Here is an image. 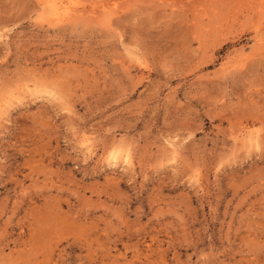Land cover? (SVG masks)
Returning a JSON list of instances; mask_svg holds the SVG:
<instances>
[{"label":"rangeland","instance_id":"rangeland-1","mask_svg":"<svg viewBox=\"0 0 264 264\" xmlns=\"http://www.w3.org/2000/svg\"><path fill=\"white\" fill-rule=\"evenodd\" d=\"M72 1L0 0V264H264V0Z\"/></svg>","mask_w":264,"mask_h":264},{"label":"bare ground","instance_id":"bare-ground-1","mask_svg":"<svg viewBox=\"0 0 264 264\" xmlns=\"http://www.w3.org/2000/svg\"><path fill=\"white\" fill-rule=\"evenodd\" d=\"M95 1V0H94ZM98 1V0H97ZM102 1V0H101ZM104 1V0H103ZM102 1V2H103ZM74 2L72 0H43L42 4L46 7V9H49V16L55 20V21H61L67 18H71L74 15V12L76 11V7L77 5H75V3H71ZM100 3L96 2L93 6L92 10H95L96 7L98 6L100 9H105L107 8V4L106 3ZM100 4V5H99ZM111 8V7H110ZM98 9V8H97ZM109 9V8H108ZM86 11V10H85ZM77 12V11H76ZM75 12V14H76ZM83 12V11H82ZM93 12V11H92ZM105 12V11H104ZM112 12V11H111ZM84 13V12H83ZM96 12L94 11V14ZM75 16V15H74ZM240 63V62H239ZM6 112V111H5ZM261 137V135L259 136V134H254L252 132L248 133V138L251 141H255L256 143L259 141L258 138ZM247 138V137H246ZM85 142L88 143V140H85ZM259 143V142H258ZM258 145V144H255ZM91 146V145H90ZM176 149V148H175ZM112 158V156H111ZM122 158V157H121ZM124 158L126 160V162L130 160V154L129 152H125L124 154ZM115 161H117L119 159V157L117 155L113 156V158ZM118 162V161H117ZM127 162V163H128ZM114 162H112L111 164H113ZM117 164V163H116Z\"/></svg>","mask_w":264,"mask_h":264}]
</instances>
